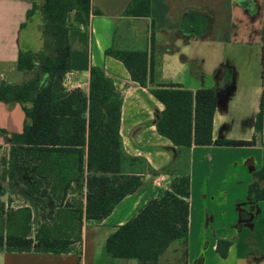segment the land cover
Masks as SVG:
<instances>
[{
  "label": "crops",
  "instance_id": "0c3cea01",
  "mask_svg": "<svg viewBox=\"0 0 264 264\" xmlns=\"http://www.w3.org/2000/svg\"><path fill=\"white\" fill-rule=\"evenodd\" d=\"M34 1L38 5L42 2L0 0V89L4 83H22L20 51H44L55 56L44 35L39 50L27 51L22 46L23 29L34 15L27 17V12ZM130 1L91 0L87 27L78 24L70 42L75 50L87 49L88 67H102L122 94L120 134L126 153L147 161L141 174L144 183L125 196L105 219L83 216L78 228L67 224L63 208L49 203L79 201L84 206L85 182L78 185L71 181L63 193L68 181H48L30 173L34 181L22 183L25 188L21 200L25 204L19 207L31 208L34 232L46 216L43 210L48 208L51 217L47 224L57 232L71 234L72 249L61 253L0 250V264H139L135 258L112 257L105 249L106 240L169 186L173 176L166 170L175 162L180 172L190 173L187 264H264V201L248 196L253 173L264 166V0H151L150 16L141 17L125 14ZM238 6L251 18L250 29L261 39V53L234 48L238 40L232 28ZM35 13L42 16L39 8ZM110 48L147 51L153 60L151 81L142 86L134 80L121 61L106 54ZM89 83V69H73L65 73L62 86L65 91L80 89L87 95ZM167 84L193 91L221 88L213 137L254 139L255 144L193 145L182 150L178 161L177 148L156 129V116L164 105L151 89ZM261 105L263 124L258 131L255 121ZM24 122L20 104L0 101V129L21 133ZM6 144L7 138L0 133V146ZM149 167L158 174H151ZM31 182L35 183L33 195L27 192ZM261 183L264 186V180ZM45 189L48 193L43 194ZM219 239L232 241L226 257L216 251ZM171 256L178 258V253Z\"/></svg>",
  "mask_w": 264,
  "mask_h": 264
},
{
  "label": "trees",
  "instance_id": "16d2710c",
  "mask_svg": "<svg viewBox=\"0 0 264 264\" xmlns=\"http://www.w3.org/2000/svg\"><path fill=\"white\" fill-rule=\"evenodd\" d=\"M41 1L40 5L33 2L27 17L37 8L41 10L44 28L53 38L55 56L44 51L36 54L19 52L18 70L33 72L34 77L21 84L4 83L0 89V101L22 106L24 127L21 133H9L4 129H0V133L8 140L12 157L21 147L36 161L31 166L34 174L48 181H68L62 187L63 193L67 192L71 181L78 185L85 182L84 206L79 201L49 203L52 207L64 209L62 212L70 227L80 228L83 216L103 220L125 196L134 193L144 183L141 174L145 172L147 161L130 156L124 149L120 134L123 97L113 80L102 67H88L87 51L73 49L70 42L71 13L75 23L87 27L91 0ZM150 13L151 0H131L125 10L128 16H150ZM106 54L121 61L142 86L147 85L148 79L151 81L153 60L147 51L110 48ZM262 60L264 64V38ZM84 68L90 71L89 93L86 95L80 89L65 91L62 86L65 73ZM44 78L48 80L44 82ZM220 91L219 87L193 91L175 84L151 89L164 105L163 111L156 116V129L177 148L178 161L182 159V150L193 145L255 144L254 139L213 137ZM262 124L261 105L255 121L258 131ZM16 167L12 162L11 174ZM148 170L153 175L158 174L150 167ZM166 173L173 176L169 186L162 188L156 198L149 200L107 238L105 249L112 257L135 258L139 264H187L190 173L188 170L180 172L177 162L170 165ZM25 177L34 181L28 171ZM263 180L264 166L253 173V181L248 186L251 200L264 201ZM4 191L0 181V195ZM34 191L35 183L31 182L27 192L33 195ZM42 192L48 193L46 189ZM33 222L30 207H18L9 212L2 209L0 250L61 253L72 249L71 234L55 231L47 224L46 216L38 223L34 234ZM231 245V240L219 239L216 251L226 257ZM171 253H178V258Z\"/></svg>",
  "mask_w": 264,
  "mask_h": 264
},
{
  "label": "rangeland",
  "instance_id": "374dc122",
  "mask_svg": "<svg viewBox=\"0 0 264 264\" xmlns=\"http://www.w3.org/2000/svg\"><path fill=\"white\" fill-rule=\"evenodd\" d=\"M38 1L40 2V0ZM239 5H241V3ZM237 9H239L238 14L235 15L236 19L234 20V26L232 28L233 35L236 36V40H238V42H235L234 48L248 49L261 53V39L259 36L255 35V30L253 31L250 29L251 18H249V14L246 10H241V7L239 6L236 7V10ZM41 17L42 16H40L38 13H34L32 19L28 20L26 26L24 27L21 35L22 46L24 50H31L33 52L42 48L44 45L43 35L46 37V41L49 46L51 48L53 47V38L50 36L49 30L44 28V25L41 27L42 29L40 28V24H43V18L41 19ZM75 22L74 14H71L69 24L72 32L78 25ZM82 26H80V28H82ZM84 35L86 36V34ZM85 41L87 42V39ZM86 50L87 49H84L83 51ZM33 77V72L24 73L22 77V83ZM47 80V78H44L43 81L46 82ZM12 162H15L17 165L13 174L10 173ZM32 165L33 161L27 155L26 149L21 147L18 148L14 157H12L10 144L0 146V180L6 185V190L4 193L5 196L3 198L4 200L0 198V211L3 209L5 212H9L13 209H16L20 205L25 204L21 200L25 188L22 183H27L24 185H28V180L27 178L25 179L24 176L27 171L29 174L33 173L31 169ZM43 205L45 207L47 203H43ZM43 212L47 218L51 217V212L48 208L43 210ZM32 233L34 234V231Z\"/></svg>",
  "mask_w": 264,
  "mask_h": 264
}]
</instances>
